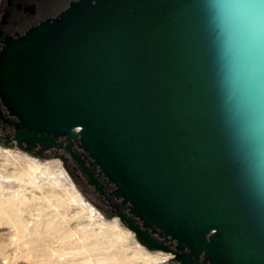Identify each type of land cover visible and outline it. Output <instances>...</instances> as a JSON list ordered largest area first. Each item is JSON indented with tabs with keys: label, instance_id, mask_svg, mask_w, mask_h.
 Masks as SVG:
<instances>
[{
	"label": "water",
	"instance_id": "water-1",
	"mask_svg": "<svg viewBox=\"0 0 264 264\" xmlns=\"http://www.w3.org/2000/svg\"><path fill=\"white\" fill-rule=\"evenodd\" d=\"M0 97L25 135L76 130L143 224L264 264V0L71 1L6 39Z\"/></svg>",
	"mask_w": 264,
	"mask_h": 264
},
{
	"label": "rangeland",
	"instance_id": "rangeland-1",
	"mask_svg": "<svg viewBox=\"0 0 264 264\" xmlns=\"http://www.w3.org/2000/svg\"><path fill=\"white\" fill-rule=\"evenodd\" d=\"M14 173L23 176L16 178ZM0 213L9 214V219L0 220V264H36L25 253L26 244L17 248L15 218L26 228L51 221L57 224V233H67L66 241L76 245L74 257L69 248L49 264L63 261V255L73 259L67 264H164V254L150 252L116 216L103 215L93 206L56 157H40L0 144ZM133 249L160 258L151 263L114 262L119 254Z\"/></svg>",
	"mask_w": 264,
	"mask_h": 264
},
{
	"label": "flooded vegetation",
	"instance_id": "flooded-vegetation-1",
	"mask_svg": "<svg viewBox=\"0 0 264 264\" xmlns=\"http://www.w3.org/2000/svg\"><path fill=\"white\" fill-rule=\"evenodd\" d=\"M71 1L75 0H0V53L6 39L15 38L41 21L56 16ZM40 136L42 143L37 142ZM0 144L14 146L40 157L58 158L80 192L103 215L116 216L119 221L120 217L124 221L132 219L137 229L148 231L154 244L160 246L149 251L164 254L161 260L164 264H210L204 251L192 253V247L188 244L172 238L155 225L143 224L139 213L131 210L130 202L124 201L120 192L116 191L115 184L101 172L82 147L76 130L70 134H40L35 131L25 135L20 132L19 118L9 113L0 97ZM90 180L94 183H90Z\"/></svg>",
	"mask_w": 264,
	"mask_h": 264
},
{
	"label": "bare ground",
	"instance_id": "bare-ground-1",
	"mask_svg": "<svg viewBox=\"0 0 264 264\" xmlns=\"http://www.w3.org/2000/svg\"><path fill=\"white\" fill-rule=\"evenodd\" d=\"M21 175L22 173H14L13 176H15L16 178L18 177L21 178ZM6 217L9 219L8 213H6V215L0 213V220H5ZM14 221L16 223L14 225L15 230H16L15 233L17 237H19V239L17 240V248L22 249V244L23 245L26 244L23 249L25 253L27 254L29 253L33 257L32 258L33 262L36 264H49L51 263V260L53 258L61 259L62 258L61 255L63 253H66V250H68L69 248L73 249L74 251L73 257L78 252L76 251L78 249L76 248L75 244L70 243L69 241H66V238H68V236L66 235L67 233L65 232L57 233V229H58L57 224H53L51 221L44 222L43 225H41V227H38V223H34L33 225H31V227H27V228L17 218H15ZM22 225L24 226V228ZM85 235H87V232L83 234V236ZM64 257L65 255H63V261H60V262L55 261V263L53 264H64V263L67 264L69 260H73L72 258L66 259ZM159 258L160 256H158L157 254L150 255L140 250L133 249L129 252L124 251L122 254H119L118 257L114 260V262L115 263H125V262L151 263L154 260L159 259Z\"/></svg>",
	"mask_w": 264,
	"mask_h": 264
},
{
	"label": "clouds",
	"instance_id": "clouds-1",
	"mask_svg": "<svg viewBox=\"0 0 264 264\" xmlns=\"http://www.w3.org/2000/svg\"><path fill=\"white\" fill-rule=\"evenodd\" d=\"M241 11H246V12H252V10L251 9H240Z\"/></svg>",
	"mask_w": 264,
	"mask_h": 264
}]
</instances>
